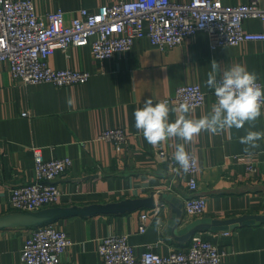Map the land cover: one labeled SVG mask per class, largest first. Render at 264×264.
Masks as SVG:
<instances>
[{
  "label": "crops",
  "instance_id": "1",
  "mask_svg": "<svg viewBox=\"0 0 264 264\" xmlns=\"http://www.w3.org/2000/svg\"><path fill=\"white\" fill-rule=\"evenodd\" d=\"M37 14L65 11V21L80 9L94 10L102 5L132 0H32ZM185 2L189 0H177ZM225 5L246 4L249 0H222ZM264 7V0H259ZM244 29L264 31V21L247 19ZM220 64V72L235 64L246 66L264 85V41H249L238 46L213 49L209 35L198 31L182 44L162 50L148 37L137 39L130 51L115 54L108 60L95 59L89 46H72L68 52L56 50L49 65L56 70L88 71L85 84L57 86L53 83L23 84L13 81L4 68L0 72V220L16 213L11 205L14 187L35 178L33 147H41L45 159L70 157L71 168L58 179L62 191L61 207L106 205L125 199L147 198L154 194L155 208L131 213L91 217L71 216L55 225L65 231L72 246L62 255L64 264H100V240L111 234H127L136 255L148 245L167 255L174 248H186L168 234L173 217L172 205H160L159 194H172L181 200L203 196L207 212L201 216L229 219L244 215L264 216V139L250 152L259 159L258 171L250 173L237 155L246 154L239 142L248 130L264 132V108L254 126L213 135L202 131L185 144L196 155L200 172L199 188L189 192L188 176L156 159V150L174 154L179 138H170L153 148L135 127L134 111L144 102L164 101L179 85L198 84L206 93V103L192 109L190 118L211 112L214 90L206 85L211 62ZM219 79V76L218 78ZM71 99L72 104H68ZM169 107H176L169 104ZM28 112V116H23ZM176 113H170L174 122ZM122 128L129 136L118 156L113 143L97 140L104 130ZM151 221L145 233H139L141 214ZM184 213L179 228L195 219ZM206 240L225 253L222 264H264V223L240 226L226 231L202 232ZM28 228L0 226V264H23L20 253Z\"/></svg>",
  "mask_w": 264,
  "mask_h": 264
},
{
  "label": "built area",
  "instance_id": "2",
  "mask_svg": "<svg viewBox=\"0 0 264 264\" xmlns=\"http://www.w3.org/2000/svg\"><path fill=\"white\" fill-rule=\"evenodd\" d=\"M65 14L59 9L39 15L32 0H0V72L7 68L13 81L26 85L53 83L63 87L85 84L91 77L88 71L56 70L49 65L56 50L67 53L72 46H89L95 59L105 61L130 51L134 42L144 37L162 50L182 44L198 31L208 33L213 49L264 41V31L249 32L243 26L247 19L264 21V7L259 0L240 5H225L222 0L119 1L94 10L80 9L69 23ZM257 83L264 87L261 81ZM164 101L176 106L187 101L195 109L205 105L206 93L198 84H183ZM96 139L113 143L117 155L122 156L129 136L124 129L114 128L102 131ZM32 151L35 178L14 187L11 193L10 205L17 212H35L57 205L62 195L57 181L73 164L70 157L45 159L41 147H33ZM173 155L157 149L155 156L159 163L176 170L179 165ZM189 155L192 166L185 174L188 190L193 193L199 188L200 167L196 155ZM236 158L248 172L258 171L259 159L253 153ZM180 172L184 173L182 169ZM183 207L187 217H201L207 212V200L190 196L184 199ZM140 218L138 231L145 233L151 221L148 213H142ZM72 244L67 233L55 223L28 228L20 258L23 264H64L62 255ZM152 246L136 255L127 234L105 236L98 247L100 264H222L225 256L201 232L191 237L188 247L174 248L165 256L154 252Z\"/></svg>",
  "mask_w": 264,
  "mask_h": 264
},
{
  "label": "clouds",
  "instance_id": "3",
  "mask_svg": "<svg viewBox=\"0 0 264 264\" xmlns=\"http://www.w3.org/2000/svg\"><path fill=\"white\" fill-rule=\"evenodd\" d=\"M210 66L206 85L214 90L216 101L209 114L198 119L190 118L192 108L187 101L170 108L167 101L154 104L153 98L147 99L142 108L134 111L136 129L153 148L170 138L184 141L175 146L173 159L179 165L177 172L181 169L184 173L189 171L192 161L185 144L190 143L202 131L220 135L233 127L239 130L246 123L254 126L264 108V87L257 83L254 72L248 71L244 65L235 64L221 73L220 64L215 60ZM68 104H72L71 99ZM170 113L177 114L174 122L169 121ZM261 139H264V132L248 130L245 136L240 137L239 142L247 146L244 152L251 155L250 148H258L257 141Z\"/></svg>",
  "mask_w": 264,
  "mask_h": 264
},
{
  "label": "water",
  "instance_id": "4",
  "mask_svg": "<svg viewBox=\"0 0 264 264\" xmlns=\"http://www.w3.org/2000/svg\"><path fill=\"white\" fill-rule=\"evenodd\" d=\"M153 193L150 197L139 199H125L116 203L106 205H92L86 207H61L50 206L35 212H16L0 220V226H23L33 228L48 224H53L61 219L71 216H95L99 214L120 215L131 213L142 209L155 208ZM160 205L170 203L172 205L173 217L169 221L168 234L177 241L185 243L198 232L206 231H226L240 226L256 223H264L263 215H244L229 219H215L209 216L195 219L189 224L181 227L183 222V202L172 194H159Z\"/></svg>",
  "mask_w": 264,
  "mask_h": 264
}]
</instances>
